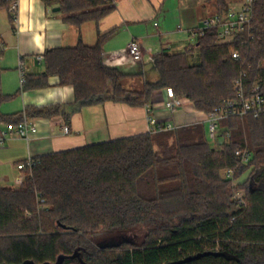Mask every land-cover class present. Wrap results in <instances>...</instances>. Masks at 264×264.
I'll return each mask as SVG.
<instances>
[{"label":"trees","instance_id":"trees-1","mask_svg":"<svg viewBox=\"0 0 264 264\" xmlns=\"http://www.w3.org/2000/svg\"><path fill=\"white\" fill-rule=\"evenodd\" d=\"M59 8L75 28L97 26L96 41L47 49L44 72L24 77L17 93L0 95V104L20 91L45 88L48 78L73 89V107L121 103L151 106L159 90H171L204 114L234 97V82L245 73L250 85L264 83V0H253L251 29L239 40L220 44L208 29L194 50L162 49L148 68L133 63L125 71L105 63L103 47L119 30L100 22L115 11L116 0H40ZM235 0H232L234 2ZM216 14L229 0H213ZM6 8L0 5V9ZM233 52L239 54L234 60ZM140 78L141 90L123 86ZM26 117L51 118L59 105L27 107L3 114L0 123L15 126ZM216 145L203 123L142 133L33 158L31 171L15 188L0 185V264H167L207 251L186 264H264V116L227 118L219 123ZM246 148L251 159L240 164L235 151ZM233 169L232 186L225 171ZM243 190L245 205L233 198ZM142 229L141 241L96 244L101 234ZM75 258H69L73 254Z\"/></svg>","mask_w":264,"mask_h":264},{"label":"crops","instance_id":"crops-1","mask_svg":"<svg viewBox=\"0 0 264 264\" xmlns=\"http://www.w3.org/2000/svg\"><path fill=\"white\" fill-rule=\"evenodd\" d=\"M173 2H176L178 24L171 30L167 23L170 13L167 0H116L115 11L99 24L102 31L119 27L103 47L105 63L125 71L132 69L133 63L126 52L131 39L140 42L143 66L149 65L152 56L162 49L174 53L192 46L194 52L197 51V37L192 32L202 26L204 19L216 14L213 0ZM231 3L232 0H229ZM179 25L181 31L177 29ZM96 34L95 23L87 22L80 28L70 26L63 21L59 12L45 8L40 0H19L15 14L5 8L0 9V39L3 44L0 95H13L20 90V68L24 77L42 74V55L47 49L71 47L78 40L90 46L95 43ZM156 36L163 38V41L147 43V40ZM134 79H139L142 86L140 78ZM166 100V89L152 96L150 104L158 123L176 127L204 121V114L196 111L188 100L180 98V105L174 112L164 109ZM73 103L72 87L60 86L58 78L51 76L47 87L20 91L15 98L0 104V112L8 115L23 113L27 107L60 106L57 116L27 117L29 122L37 126V133L28 143L18 137H9L0 145V185L14 180L18 186L16 179L22 171L17 170L16 166L27 158L147 133L145 107L105 102L76 110ZM62 106H66L67 110H61ZM64 126L68 128V133H63ZM9 127L12 126L0 123V131Z\"/></svg>","mask_w":264,"mask_h":264},{"label":"built area","instance_id":"built-area-1","mask_svg":"<svg viewBox=\"0 0 264 264\" xmlns=\"http://www.w3.org/2000/svg\"><path fill=\"white\" fill-rule=\"evenodd\" d=\"M19 0H0V5H4L6 10L11 14H15ZM252 6L253 0H238L231 3L228 9L221 13L215 14L211 17L204 19L202 26L193 31L195 37L202 34L208 29L217 30V42L220 44L231 43L239 40L244 34L251 29L252 22ZM179 31L182 30L181 25L177 27ZM3 44L0 39V59ZM127 55L132 63L141 62L143 58L142 48L140 42L136 39H131L126 48ZM231 57L234 60L239 58L237 52H233ZM243 73L240 78L234 82V97L225 101L222 106L214 109L213 111L204 114V121L196 122L204 123L207 128V134L210 140L216 145L222 144L225 139L218 137L219 123L227 118L238 117L241 118L246 115H250L253 118H259L264 116V83L256 81L250 85L244 83ZM20 84L25 82L24 73L22 69H19ZM167 91V100L164 105V109L169 112H174L180 105V98L175 96L171 90ZM147 133H156L166 130H171L179 126L173 127L171 125H163L156 121L153 116V109L150 105L145 106ZM189 125V124H188ZM191 125V124H190ZM185 126V125H183ZM37 133V126L35 123L28 121L25 114H23L22 121L13 127H9L0 131V145L9 137H18L24 139L27 143L31 137ZM63 133H68V128L63 127ZM235 156L239 160L240 164H248L251 159V155L246 148H240L235 151ZM34 165L33 158H27L23 163L16 166L17 170L22 173L17 177L16 183L19 185L23 178V171H31ZM225 177L232 179V186H236V180H233L234 170L229 169L225 171ZM233 198L238 201L241 206L245 205L244 192L238 190L234 193Z\"/></svg>","mask_w":264,"mask_h":264},{"label":"rangeland","instance_id":"rangeland-1","mask_svg":"<svg viewBox=\"0 0 264 264\" xmlns=\"http://www.w3.org/2000/svg\"><path fill=\"white\" fill-rule=\"evenodd\" d=\"M175 1V0H174ZM238 1V0H236ZM176 2L174 4L173 0H167V9H170V13H169V19L167 21V23L170 25L171 30L175 29V25L178 24V20L176 19L177 17V12H176ZM215 8V6H214ZM174 18V19H173ZM158 20V19H157ZM88 27H91L88 26ZM160 41H163V38L159 39V37H154L153 39H149L147 40V43H160ZM197 58V51H195L192 55V57H190V61L193 62L195 61V59ZM146 67L148 65H145ZM148 68V67H147ZM139 80V79H138ZM134 79V80H124L122 82L123 86L127 89H132V90H141V84L140 82ZM247 179V174L242 175V177H240L238 179V182H242L245 181ZM14 180L11 181V183H1L3 186H7V187H11V188H15L17 187L14 184ZM144 231L142 229H133V230H127V231H116V232H111V233H107V234H101L100 236H98L94 241L95 242H100L102 241V239L105 238H115V239H130L131 242H136L139 243L141 240V237L143 235Z\"/></svg>","mask_w":264,"mask_h":264},{"label":"water","instance_id":"water-1","mask_svg":"<svg viewBox=\"0 0 264 264\" xmlns=\"http://www.w3.org/2000/svg\"><path fill=\"white\" fill-rule=\"evenodd\" d=\"M53 12H59V8H53L52 9ZM61 110H67V107L66 106H62L61 107ZM126 241H130V239H127V238H124V239H115V238H105V239H102V241L100 242H96V244H119L121 242H126ZM207 255H214V256H217V255H220V253L218 252H211V251H207V252H203V253H197L195 255H192V256H187L181 260H178V261H173V262H169L167 264H186V263H189L191 261H194V260H197L203 256H207ZM77 256V254H73L71 255L69 258H75ZM66 257L64 256H59L56 261L53 263V264H62L63 261L65 260ZM22 264H34L33 262L31 261H25L23 262ZM43 264H50V263H43Z\"/></svg>","mask_w":264,"mask_h":264}]
</instances>
